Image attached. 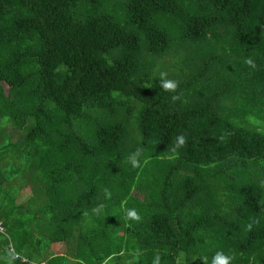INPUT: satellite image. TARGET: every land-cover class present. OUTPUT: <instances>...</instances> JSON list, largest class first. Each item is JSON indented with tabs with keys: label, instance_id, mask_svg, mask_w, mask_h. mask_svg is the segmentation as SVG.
Instances as JSON below:
<instances>
[{
	"label": "trees",
	"instance_id": "obj_1",
	"mask_svg": "<svg viewBox=\"0 0 264 264\" xmlns=\"http://www.w3.org/2000/svg\"><path fill=\"white\" fill-rule=\"evenodd\" d=\"M0 127V264H264V0H0Z\"/></svg>",
	"mask_w": 264,
	"mask_h": 264
},
{
	"label": "rangeland",
	"instance_id": "obj_2",
	"mask_svg": "<svg viewBox=\"0 0 264 264\" xmlns=\"http://www.w3.org/2000/svg\"><path fill=\"white\" fill-rule=\"evenodd\" d=\"M161 72H166L167 76L164 78H171V73L176 74L175 71H167V70H162L159 71L156 76H160ZM27 128V127H26ZM8 130L9 128H3L0 127V144H2L4 142V138L5 136L8 134ZM18 166V165H16ZM7 191L11 194V198L15 199L16 198V202L18 204H22V205H28L29 203V198L32 195V191H31V187L26 185L25 179H23L20 175H12V176H8V178L4 179V177L0 174V191ZM5 229V228H4ZM3 228L0 227V231H2ZM74 244V240H68L65 242H58V243H54L50 250L44 251L43 254L41 255L42 260H45L44 258L50 254V253H54V254H69L67 249L71 248ZM71 256V254H69ZM43 257V258H42ZM38 262V261H36ZM116 261L110 262V264H116ZM72 263H74V261L72 260Z\"/></svg>",
	"mask_w": 264,
	"mask_h": 264
},
{
	"label": "clouds",
	"instance_id": "obj_3",
	"mask_svg": "<svg viewBox=\"0 0 264 264\" xmlns=\"http://www.w3.org/2000/svg\"><path fill=\"white\" fill-rule=\"evenodd\" d=\"M246 63L251 64L252 61L248 60V61H246ZM160 75H161V78H163V77L167 76V73L161 72ZM162 85H163V89L166 91L175 92L176 89L178 88V82L168 80V79H162ZM175 99H178V97L174 96L173 100H175ZM178 141H179V145H181V146L185 144V138L183 136H180L178 138ZM137 219H138V217H137ZM251 227H252V225L249 224L248 228L251 229ZM231 259H232L231 257L225 256L223 253H217V255L213 261V264H230Z\"/></svg>",
	"mask_w": 264,
	"mask_h": 264
},
{
	"label": "built area",
	"instance_id": "obj_4",
	"mask_svg": "<svg viewBox=\"0 0 264 264\" xmlns=\"http://www.w3.org/2000/svg\"><path fill=\"white\" fill-rule=\"evenodd\" d=\"M0 227L3 228L1 225H0ZM11 251L15 253L13 248L11 249ZM15 257L20 258L22 261H25V262L30 261L27 257H24L23 255L18 254V253H15ZM30 264H36V263L33 261H30ZM40 264H44V263L41 262Z\"/></svg>",
	"mask_w": 264,
	"mask_h": 264
}]
</instances>
